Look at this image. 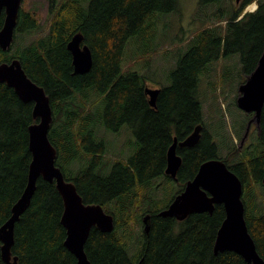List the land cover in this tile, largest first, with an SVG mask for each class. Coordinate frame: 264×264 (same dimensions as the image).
I'll return each mask as SVG.
<instances>
[{"label": "trees", "instance_id": "obj_1", "mask_svg": "<svg viewBox=\"0 0 264 264\" xmlns=\"http://www.w3.org/2000/svg\"><path fill=\"white\" fill-rule=\"evenodd\" d=\"M203 1L220 4L219 16L190 39L189 48L169 74L168 86L150 85L148 77L133 68L140 56L127 58L128 46L141 37L146 22L156 13L176 10L178 0H48V31L36 34L41 27L38 17L21 8L10 50L0 49V63L18 59L26 75L49 98L48 139L57 152L56 166L76 186L85 204L100 205L114 218L112 232L91 228L84 246L90 264H248L233 252L213 253L225 217L222 205H215L212 213H194L182 221L143 208L152 199L153 179L170 178L164 173L173 138L181 141L204 123L198 86L211 78L208 65L220 59L229 65L226 69L238 70L236 61L227 62L237 55L249 76L264 48V0ZM254 2L255 11L244 13ZM3 20L2 13L0 29ZM77 33L93 58L91 69L82 75L74 74L67 50ZM20 36H27L28 42L15 47ZM127 60L133 64L126 66ZM220 77L228 75L220 72ZM147 87L159 90L154 107L149 104ZM33 106L0 83V227L26 186ZM124 127L135 136L136 143L131 142L137 148L130 156L110 159L100 131L117 134ZM234 134L238 139L237 128ZM251 138L241 151L229 134L223 135L220 148L215 143L203 147L202 142L177 148L182 163L176 181L180 194L216 149L220 161L243 185L245 222L264 261V105L258 136ZM139 210L144 211L141 216ZM62 213L63 201L55 183L39 178L29 207L14 226L11 252L19 264H78L63 244ZM144 214L150 216L148 233L143 231Z\"/></svg>", "mask_w": 264, "mask_h": 264}, {"label": "water", "instance_id": "obj_2", "mask_svg": "<svg viewBox=\"0 0 264 264\" xmlns=\"http://www.w3.org/2000/svg\"><path fill=\"white\" fill-rule=\"evenodd\" d=\"M241 0H235L238 4ZM23 0H0V16L4 14L0 29V49L10 50L14 41L18 14ZM83 36L77 33L67 43L72 57L74 74H86L92 67V53L87 45H81ZM0 83L11 87L24 102H33L32 117L35 123L28 128V147L31 161L26 186L19 199L11 207L10 217L0 227V260L3 264H19L11 249L14 245V226L27 210L36 191L39 178L52 183L63 201L61 224L65 229V248L77 259L78 264H90L84 246L91 228L103 233L112 232L114 218L97 204H85L75 185L65 179L55 164L57 152L48 139L52 123V109L44 89L34 83L25 73L18 59L0 63ZM150 106L154 107L158 89L146 88ZM236 105L245 114H253L250 123L259 129L261 110L264 105V48L257 65L239 86ZM249 123V124H250ZM202 125H197L185 139H173L166 153L165 175L175 178L181 166L177 148H190L197 144ZM249 130V128H248ZM248 132V131H247ZM264 185V176L262 178ZM243 185L239 178L220 160L203 162L195 176L186 183L183 191L159 212L163 218L184 220L194 213H212L215 205H222L225 217L214 242L213 253L233 252L248 264H264L257 252L245 222V207L242 201ZM149 215L142 218L143 231H149Z\"/></svg>", "mask_w": 264, "mask_h": 264}, {"label": "rangeland", "instance_id": "obj_3", "mask_svg": "<svg viewBox=\"0 0 264 264\" xmlns=\"http://www.w3.org/2000/svg\"><path fill=\"white\" fill-rule=\"evenodd\" d=\"M47 7L48 0H23L21 4V8L35 13L38 17L41 27L36 34L48 31ZM219 13L220 4L217 3L209 5L203 0H178L176 10L170 13H156L151 18L152 21L146 22L141 37L129 42L128 49L131 52L127 51L130 52L127 58L135 55L140 56L138 64L133 68L141 75L148 77L150 85L168 86L170 83L169 74L177 67L179 58L189 48L190 39L204 27L214 24L212 18L219 16ZM211 15L213 16L210 19ZM27 42V36H20L16 40L15 47ZM145 57L147 58L145 59ZM128 60L126 66H131L133 61ZM235 61L239 65L238 70L226 69L225 66L229 65H224L220 59L214 60L208 65L211 69V78L204 79L205 84L202 85V82L198 86L203 120L218 147L223 142L224 134H229L235 145L238 141L234 129L239 128L237 122L241 114L237 108L236 99L239 86L246 80L247 75L242 71L237 55L232 56L227 62L233 64ZM220 72L228 75V78H221ZM124 128L126 129H122L117 134L105 130L100 131V136L108 143V158L110 159L123 158L128 154L130 156L137 148V144L135 146L131 142L134 140L136 143L135 136L127 127ZM254 130L256 132V128ZM225 154L226 152H224ZM153 180L152 199L143 208L149 207L151 208L149 211L157 212L167 207L179 193L181 187L177 181L165 176ZM143 212V210H139L140 216ZM137 236L138 232L135 237L137 238ZM133 247H135V252L137 247Z\"/></svg>", "mask_w": 264, "mask_h": 264}, {"label": "flooded vegetation", "instance_id": "obj_4", "mask_svg": "<svg viewBox=\"0 0 264 264\" xmlns=\"http://www.w3.org/2000/svg\"><path fill=\"white\" fill-rule=\"evenodd\" d=\"M81 45H84V39H83ZM240 114H241V116H239V119H238V122H237V126L239 127L238 131L240 132V136L238 137V141H237V145H236L237 148H238V151H241L244 147H246L250 143V139H251L252 136H254V138L255 137L257 138L258 132H259V129H258L256 123H250V120L252 119L253 114H245L241 110H240ZM203 124H205V121H204V123H202L200 125H203ZM248 128H249V130H248ZM254 128H256V132H255ZM202 137H204V139ZM201 138H202V141H201ZM199 142L203 143V147L211 146V144L215 143L213 136L209 133V131L207 130V127L205 125L202 127L201 136H200V139L197 142V144ZM197 144H195L194 146H196ZM194 146H192V147H194ZM192 147H190V148H192ZM177 155H179V154L177 153ZM179 156L181 158V155H179ZM208 160H220V157L218 156V154H216V149H215V154L213 155V157L209 158V159H206V161H208ZM181 161H182V158H181ZM176 177H177V174H176ZM176 177L175 178H171L170 177V178L176 181L177 180ZM144 216H147V215L144 214L142 216V218Z\"/></svg>", "mask_w": 264, "mask_h": 264}, {"label": "built area", "instance_id": "obj_5", "mask_svg": "<svg viewBox=\"0 0 264 264\" xmlns=\"http://www.w3.org/2000/svg\"><path fill=\"white\" fill-rule=\"evenodd\" d=\"M248 9H250L249 11H254L256 9V4L250 6Z\"/></svg>", "mask_w": 264, "mask_h": 264}, {"label": "bare ground", "instance_id": "obj_6", "mask_svg": "<svg viewBox=\"0 0 264 264\" xmlns=\"http://www.w3.org/2000/svg\"><path fill=\"white\" fill-rule=\"evenodd\" d=\"M49 23V22H48ZM35 122V121H34ZM51 127V126H50ZM194 130V129H193ZM29 139V138H28ZM174 139V138H173ZM173 143V142H172ZM76 187V186H75ZM25 188V187H24ZM24 190V189H23ZM11 210V209H10ZM147 214V213H146ZM62 215V214H61ZM143 225V224H142ZM142 232V231H141Z\"/></svg>", "mask_w": 264, "mask_h": 264}]
</instances>
